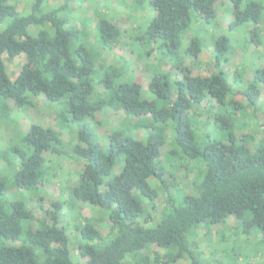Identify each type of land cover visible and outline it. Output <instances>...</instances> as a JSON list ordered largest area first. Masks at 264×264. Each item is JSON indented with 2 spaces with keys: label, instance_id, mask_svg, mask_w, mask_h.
<instances>
[{
  "label": "trees",
  "instance_id": "trees-1",
  "mask_svg": "<svg viewBox=\"0 0 264 264\" xmlns=\"http://www.w3.org/2000/svg\"><path fill=\"white\" fill-rule=\"evenodd\" d=\"M10 1L0 0V126L13 122L7 101L26 111L44 98L60 107L57 126L71 128H67L70 141H65L58 130L32 123L25 132L13 135L11 156L0 154L7 163L0 167V264H174L183 259L205 264L189 235L196 226L221 225L229 217L244 232H259L264 238V118L259 123L261 139L249 153L235 135L242 126L236 114L244 112L224 73L192 76L185 64L199 57L207 40L215 65L226 61L229 42L213 38L217 0H153L152 4L133 0L131 12L145 3L153 12L149 20L141 21L137 42L143 47L158 43L159 61L181 76L172 78L152 67L148 84L152 99L131 78L95 67L87 40L71 25L67 4L50 6L49 0H32L30 10L21 14ZM229 3L235 27L262 21L264 0ZM96 23L102 47L112 50L124 32L100 17ZM205 27L212 30L208 38ZM189 30L191 39L182 44ZM21 55L27 62L11 80L3 56L12 61ZM253 82L239 94L255 107V83L264 86V70L255 71ZM209 102L220 112L213 121L221 135L211 133L212 139L203 131L197 133L196 126L203 123L189 114ZM105 110L121 112L125 120L146 118L141 124L145 136L134 138L125 121L101 145L92 124ZM167 131L170 149L163 155ZM47 155L83 166L70 190L68 208L74 216L68 223L62 221L59 209L43 208L41 192L38 203L47 219H35L24 195L54 178ZM162 157L177 163L173 171L179 167L195 171L197 193L178 197L166 193L163 211L154 217L158 191L167 189ZM115 167H120L118 174ZM150 179L159 183L158 190ZM12 190L20 195L17 201L8 199ZM79 204L91 208V217L75 209ZM103 223L109 225L107 237L97 229Z\"/></svg>",
  "mask_w": 264,
  "mask_h": 264
},
{
  "label": "rangeland",
  "instance_id": "rangeland-1",
  "mask_svg": "<svg viewBox=\"0 0 264 264\" xmlns=\"http://www.w3.org/2000/svg\"><path fill=\"white\" fill-rule=\"evenodd\" d=\"M153 0H147L152 4ZM16 10L21 13H27L30 10L32 0H11L9 2ZM65 3L71 9V25L82 33L87 40V50L92 53L95 60V67L105 69L110 74L111 70L115 75L124 79L129 77L134 82L140 84L145 91V96L152 99L154 96L148 91V84L152 77L151 68L159 67L161 71L170 73L172 78L180 79L181 76L165 63L159 61L158 43H152L143 47L137 42L141 31V21L149 20L153 12L148 9L147 3L139 10L130 11L134 3L133 0H49V5H59ZM131 5V6H130ZM214 25L217 27L213 32V38L216 40L224 37L230 44L226 61L215 65L212 58L211 40H207L202 48L198 58L185 60L186 66L191 70L192 76L209 77L212 73H224L227 83L231 86L234 93V100L242 106L244 114H236V119L242 124L235 130L236 138L240 143H244L249 153H253L254 147L261 139L259 123L264 118V86L255 83L258 92V104L253 107L240 97V92L251 85L255 71L264 70V15L260 24L246 26L233 25L234 17L230 8L229 0H217L215 3ZM103 18L120 28L124 34L121 39L113 44L112 50H105L99 41L96 22L97 18ZM76 19V20H75ZM200 24V23H198ZM196 26V24H195ZM194 26V27H195ZM193 27V28H194ZM206 38L211 35L212 30L205 27ZM192 31L189 30L182 37V44L188 43L191 39ZM212 39V40H214ZM149 52V56L145 55ZM5 69L11 80L18 74L21 66L27 59L24 55L8 61L3 56ZM97 89L95 81L92 83ZM255 90V88H254ZM7 109L10 111L12 123L8 126H0V154L1 156H11L9 148L10 142L16 132H25L30 124L36 123L44 128H52L59 131L62 140L70 141L69 126H57V112L60 107L51 106L44 98L35 101V106L22 111L14 106L11 101L6 102ZM217 105L211 102L194 107L189 111L190 115H197L198 121L203 126L197 128V133H207L212 139L211 133H216L219 137L221 131L214 124L213 116H219ZM146 118H135L125 120L121 112L113 113L105 110L94 118L92 124L93 131L98 136L101 145H106L110 134L126 121L131 126V134L136 139L145 136L144 128H141ZM68 124V123H67ZM205 124H207L205 126ZM214 124V125H213ZM148 131V130H147ZM227 133L223 131V134ZM166 138L161 151L164 155L170 149V131L164 132ZM13 143V142H11ZM8 150V151H7ZM52 174L54 178L38 186V191H29L24 194L28 201V207L31 209L35 219L45 218L47 216L41 213L38 195L41 192L43 196L42 205L44 209H59L62 221L68 223L72 221L74 214L68 208L70 200V190L75 187L79 173L82 171V163L63 157H49ZM165 166V192L158 191V197L155 202L154 217H160L163 208L166 193L171 197L196 196L194 174L195 171L186 172L182 167L173 171L174 164H170L162 157ZM53 161V162H52ZM52 162V164H51ZM48 164V163H47ZM170 164V167H169ZM7 163L0 158V167L6 168ZM47 165L46 167H48ZM120 167H115L114 174H118ZM170 173L172 176H170ZM149 182L157 190L159 183L154 179ZM164 194V195H163ZM20 198L16 190L8 193L10 201H17ZM55 207V208H54ZM42 208V209H43ZM41 209V210H42ZM75 209L84 217H91L92 210L88 205L79 204ZM43 211V210H42ZM37 225V223H35ZM33 225V227H36ZM103 237H107L109 232L108 223L97 226ZM189 241L196 245L197 251L201 253L205 264H264V238L261 233L243 231L234 217H229L224 224L212 225L208 228L196 226L189 235ZM157 250L156 247H153ZM195 250V249H194ZM161 255L165 251L160 252ZM174 264H190L186 259L178 260Z\"/></svg>",
  "mask_w": 264,
  "mask_h": 264
}]
</instances>
